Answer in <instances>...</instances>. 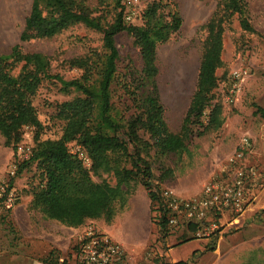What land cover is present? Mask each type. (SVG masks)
Wrapping results in <instances>:
<instances>
[{"label":"trees","instance_id":"obj_1","mask_svg":"<svg viewBox=\"0 0 264 264\" xmlns=\"http://www.w3.org/2000/svg\"><path fill=\"white\" fill-rule=\"evenodd\" d=\"M96 4L92 6L87 0H31L20 33V40L28 41L52 38L77 24L99 31L100 47H90L82 55L62 61L69 68L79 69L78 76L64 78L52 71L48 54L25 51L19 43L0 53V136L4 145L15 148L23 140L24 127L35 129L29 157L18 162L16 171L33 165L34 182L25 190L31 196L30 206L46 218L74 228L97 219L110 224L137 183L148 190L151 206L159 204L153 188L160 187L172 174L163 158L170 154L181 157L188 152L192 136L223 123L221 103L213 100L218 85L216 70L222 65L224 24L236 14L243 30L254 31L246 0L218 1L204 23L206 37L189 105L179 129L172 131L164 118L156 81V49L181 27L176 4L151 0L139 12V23L125 20L123 0H113L110 9L104 6V0H96ZM122 31L132 37L138 49V71L118 70L120 55L115 36ZM46 79L57 82L58 90L69 95L57 104L52 115L60 122L57 138L40 137L44 125L32 103ZM255 107L264 118V109ZM205 109H209L207 123L201 119ZM72 144L79 145L90 159L89 165L70 151ZM153 162L159 165L157 175L152 170ZM108 176L114 178L113 184ZM10 187L11 181L4 193ZM4 218L0 213V223ZM155 223L160 238H165L168 230L163 212ZM44 262L66 264L58 258H45Z\"/></svg>","mask_w":264,"mask_h":264},{"label":"rangeland","instance_id":"obj_2","mask_svg":"<svg viewBox=\"0 0 264 264\" xmlns=\"http://www.w3.org/2000/svg\"><path fill=\"white\" fill-rule=\"evenodd\" d=\"M87 1L92 6L97 5L96 0ZM150 1L137 0L136 8L140 12ZM171 1L176 4L182 24L156 49V81L165 121L170 130L177 131L195 87L206 37L204 23L219 0ZM246 2L247 16L254 31L243 30L236 14L224 24L223 29L222 65L216 70L218 85L214 89L213 100L221 103L222 125L192 136L188 141V152L181 157L170 154L163 158V162L172 168V174L161 185L178 195L198 194L203 183L225 156L233 151L244 133H248L254 142L253 159L264 158V118L255 112V104L264 109V0ZM104 3L108 9L113 6V0H104ZM30 4L31 0H0V53H7L14 44L19 43L25 51L48 54L52 71L59 72L64 78L78 76L79 69L69 68L62 61L82 55L90 47H100L102 34L77 24L52 38L21 41L20 33ZM167 9H164L165 13ZM135 22H140L139 14ZM115 42L120 55L118 70L122 73L140 70L139 52L132 43V37L122 31L115 36ZM238 70H246V73L237 78L234 73ZM235 86H239L237 98L233 102L228 101L227 95ZM58 87L57 82L46 79L32 98L38 118L44 125L41 138H57L60 135V122L52 115L56 112L57 104L69 95L60 92ZM34 135L33 127H24L23 140L19 144L31 146ZM15 150L16 147L4 145L0 136V213L5 216L0 223V264H47L45 258H58L66 264H77L78 244L85 226L91 224L103 230L106 223L101 219L93 220L75 231L33 209L30 206L31 196L25 190L34 182V166L16 171L20 160ZM152 170L155 175L159 173L156 162L152 163ZM107 179L114 183L112 176ZM9 181L11 187L4 193ZM262 195L264 186L257 190L254 200L238 217V222L233 226H224L219 238L209 240L192 236L177 243V240H172L169 242L170 251L164 246L155 223L156 204L151 206L148 190L140 183L133 186L132 193L124 207L116 213L115 219L126 221L120 237L125 242L149 238L144 247H132L136 250L134 255L137 260L142 258L144 250H152L153 253L158 251L164 254L171 261L185 259L187 264H264V207L259 211L255 208ZM147 208L149 226L146 223ZM253 208L250 216H258L247 220V213Z\"/></svg>","mask_w":264,"mask_h":264},{"label":"built area","instance_id":"obj_3","mask_svg":"<svg viewBox=\"0 0 264 264\" xmlns=\"http://www.w3.org/2000/svg\"><path fill=\"white\" fill-rule=\"evenodd\" d=\"M124 18L136 23L139 10L137 0H123ZM246 70L234 73L240 78ZM239 86H235L227 95L228 101H235ZM209 109L202 114L207 123ZM73 146V148H72ZM89 165L90 159L79 145L69 146ZM31 146L27 143L16 145L19 160L27 159ZM254 142L248 133L240 136L236 147L217 165L209 178L203 183L198 194L181 196L165 186L153 188L159 195V204L155 205V222L164 213L167 236L182 230L194 237L212 240L219 238L224 226H233L238 217L254 200L257 190L264 186V158L253 159ZM180 232V231H179ZM163 240V239H162ZM136 250L126 248L103 230L87 224L78 244L77 264H163L168 262L164 254L144 250L140 260L135 257Z\"/></svg>","mask_w":264,"mask_h":264},{"label":"crops","instance_id":"obj_4","mask_svg":"<svg viewBox=\"0 0 264 264\" xmlns=\"http://www.w3.org/2000/svg\"><path fill=\"white\" fill-rule=\"evenodd\" d=\"M258 203L256 204L255 208L258 209L257 211L260 210V208H263L264 207V195L260 196V198L258 199L257 201ZM251 209V211H249L247 213V220L249 219H252V218H255L257 217L258 215H254L253 217H251V213L252 211L255 209ZM89 222H92V221H88ZM126 221L124 222H119V218L116 217V219L114 218V220L110 223V224H106L105 226H103V231H105L106 233H108L113 239L119 241L120 243H122L126 248L128 249H133L132 247L136 246V247H144L145 244L149 241V238H147V240H141L139 239V241H136V242H131V243H128V242H125L124 240H122L121 237V232H122V228L123 226L126 224L125 223ZM146 223L147 225L149 226L150 223H149V218H148V208H147V212H146ZM83 226V225H82ZM82 226L80 227H68L69 229L71 230H75V231H79L80 228H82ZM149 230H150V227H149ZM193 235H191L190 233H187L186 231H180L178 234L176 235H170L168 237H165L163 238V241H164V246H166L170 251V247H169V242L172 241V240H177V242H182V241H185L187 239H190ZM127 244H131V245H127ZM169 260V259H168ZM185 259H172L169 260L171 262H178V261H184Z\"/></svg>","mask_w":264,"mask_h":264}]
</instances>
